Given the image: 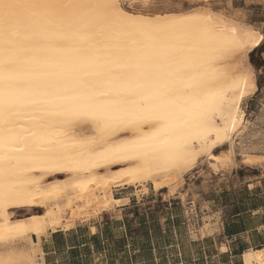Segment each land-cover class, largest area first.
Here are the masks:
<instances>
[{
  "label": "bare ground",
  "instance_id": "1",
  "mask_svg": "<svg viewBox=\"0 0 264 264\" xmlns=\"http://www.w3.org/2000/svg\"><path fill=\"white\" fill-rule=\"evenodd\" d=\"M262 41L202 8L147 16L118 0H0V240L34 246L20 264H41L47 231L119 203L114 188L177 175L230 141ZM84 119L98 129L78 133ZM37 172L69 179L46 186ZM15 208L43 214L11 225ZM243 256L264 264V247Z\"/></svg>",
  "mask_w": 264,
  "mask_h": 264
},
{
  "label": "rangeland",
  "instance_id": "2",
  "mask_svg": "<svg viewBox=\"0 0 264 264\" xmlns=\"http://www.w3.org/2000/svg\"><path fill=\"white\" fill-rule=\"evenodd\" d=\"M118 1L122 10L132 14L147 16L182 13L192 9H207L210 12L221 15L226 20L229 19L233 24L253 29L263 37L260 46L248 54V62L253 70L251 76L253 91L248 92L241 101L240 107L243 112V122L238 125L230 141H226L221 146L212 149L208 157L204 154L199 155L198 159L196 158L194 161L192 168L187 167L177 175L171 173L168 177L156 178V183L150 178L135 181L131 184L114 188L111 192V196L114 199L134 196V202L141 199L142 203L155 200L159 196L166 198L165 203L168 212L169 214L172 213L174 220H177L171 225L174 228V234L171 235L174 241L189 244L193 241L197 243L201 238V242L225 243L230 239H225L223 235L215 234L207 238H203L202 234L198 235L199 225H203L206 228L208 225L205 226L203 224L205 218L206 224L212 216L215 217L214 222H216L218 214L226 216L227 213L237 208L243 209L253 206V204H256L255 200H258V196L261 195L262 189H264V158L260 160L255 157L256 159L254 160L256 162H246L249 156H264V1ZM98 127L99 123L97 121L84 119L77 123L76 130L80 134H86L98 129ZM119 169L120 167L117 166L111 170L112 172H118ZM36 174L41 177L46 186L54 185L58 182H66L69 179L68 175L42 176L39 172ZM258 181L261 182L258 185L259 187H257L258 189H256L255 184ZM124 202H127V199L120 200L119 203H113L106 211L97 212V215L93 214L89 217H84L80 222L68 224L59 229H68L76 225L85 226V228L95 226H109L111 228L118 227L119 224L122 226V221L111 219L115 216L117 218L125 217V219L129 220L128 225L130 226L143 225V222L146 223L144 224L146 226H151L153 223L155 227L165 226L166 223L162 221L165 215L161 216L158 214V209L162 208V204L155 203L153 205L152 217L150 214L149 216L146 214L135 216L144 214L147 205L144 207V205L134 206V204H131L132 207L130 209H125L121 215L119 213L115 215V205H120ZM7 211L12 212L8 216V220L13 221V223H9L11 225L23 223L21 221H36L43 214V209L31 212L27 208H15ZM26 218L27 220H24ZM0 230L2 229L0 228ZM209 230L211 231L212 229ZM118 232L120 231L117 230L115 234H118ZM35 237L36 235L31 233L33 241L36 240ZM155 238L161 240L162 236H156ZM165 241L171 240L167 239ZM0 242H2V244L0 243V258L13 264L14 262L15 264H20V261L25 257V253L29 252L31 248L34 249V246L25 244L21 235L9 236V238L0 240ZM38 249L40 250V240L38 241ZM252 250L255 249L247 251ZM38 255L41 256L37 258V261L43 264L41 250ZM10 258L11 260H9ZM242 260L243 264H245L244 257Z\"/></svg>",
  "mask_w": 264,
  "mask_h": 264
},
{
  "label": "crops",
  "instance_id": "3",
  "mask_svg": "<svg viewBox=\"0 0 264 264\" xmlns=\"http://www.w3.org/2000/svg\"><path fill=\"white\" fill-rule=\"evenodd\" d=\"M260 182H256V189ZM133 197H118L119 200L127 199V202L115 205V215H121L134 204L147 205L144 214L135 216L150 214L152 217L153 205L162 204L158 214L165 215L162 219L165 226L155 227L153 221L151 226L144 225L145 222L130 226L125 217L115 216L111 219L122 221V226L119 224L111 229L109 226L85 228L76 225L48 231L40 239L43 264H243L244 252L264 247V189L253 206L237 208L226 216L218 214L216 222L212 216L206 224L205 218L203 224L208 225L206 228L199 225L198 235L202 234L203 238L223 235L225 239H230L225 243L201 242V238L197 243L193 241L189 244L174 241L171 225L177 220L172 213L169 214L166 198L159 196L142 203L141 199L134 202ZM117 230L120 232L115 234ZM156 236H162L161 240ZM167 239L171 241H165Z\"/></svg>",
  "mask_w": 264,
  "mask_h": 264
},
{
  "label": "snow or ice",
  "instance_id": "4",
  "mask_svg": "<svg viewBox=\"0 0 264 264\" xmlns=\"http://www.w3.org/2000/svg\"><path fill=\"white\" fill-rule=\"evenodd\" d=\"M24 5H18V4H10L6 5L5 7H23ZM7 142L13 145H16L17 147L15 150L17 151H23L24 148L20 147L19 145H22L24 143V134L23 133H13L11 129H9V135L6 138ZM5 143V137L0 136V145H3Z\"/></svg>",
  "mask_w": 264,
  "mask_h": 264
},
{
  "label": "trees",
  "instance_id": "5",
  "mask_svg": "<svg viewBox=\"0 0 264 264\" xmlns=\"http://www.w3.org/2000/svg\"><path fill=\"white\" fill-rule=\"evenodd\" d=\"M261 249V248H260Z\"/></svg>",
  "mask_w": 264,
  "mask_h": 264
}]
</instances>
